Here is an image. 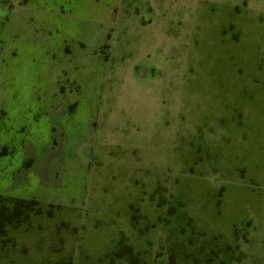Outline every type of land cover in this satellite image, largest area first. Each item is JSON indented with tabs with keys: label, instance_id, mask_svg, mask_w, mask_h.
Returning <instances> with one entry per match:
<instances>
[{
	"label": "rangeland",
	"instance_id": "1",
	"mask_svg": "<svg viewBox=\"0 0 264 264\" xmlns=\"http://www.w3.org/2000/svg\"><path fill=\"white\" fill-rule=\"evenodd\" d=\"M257 132L264 0H0V264H264Z\"/></svg>",
	"mask_w": 264,
	"mask_h": 264
},
{
	"label": "crops",
	"instance_id": "2",
	"mask_svg": "<svg viewBox=\"0 0 264 264\" xmlns=\"http://www.w3.org/2000/svg\"><path fill=\"white\" fill-rule=\"evenodd\" d=\"M254 136L255 143H252L251 148L249 144L246 145L244 149L247 159L244 173L249 184L243 183L234 188L235 194L240 196V258L246 257L243 248L249 245V237L255 242L264 236V134L257 132ZM246 140L248 141V138Z\"/></svg>",
	"mask_w": 264,
	"mask_h": 264
},
{
	"label": "trees",
	"instance_id": "3",
	"mask_svg": "<svg viewBox=\"0 0 264 264\" xmlns=\"http://www.w3.org/2000/svg\"><path fill=\"white\" fill-rule=\"evenodd\" d=\"M42 212V204L37 200L0 195V237L5 236L8 226L19 227L27 224L32 215Z\"/></svg>",
	"mask_w": 264,
	"mask_h": 264
}]
</instances>
